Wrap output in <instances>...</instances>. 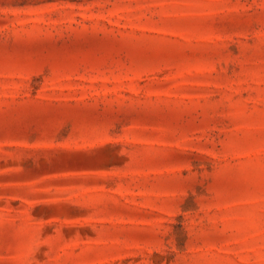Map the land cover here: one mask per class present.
<instances>
[{"label": "rangeland", "instance_id": "1", "mask_svg": "<svg viewBox=\"0 0 264 264\" xmlns=\"http://www.w3.org/2000/svg\"><path fill=\"white\" fill-rule=\"evenodd\" d=\"M0 264H264V0H0Z\"/></svg>", "mask_w": 264, "mask_h": 264}]
</instances>
